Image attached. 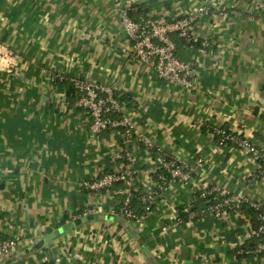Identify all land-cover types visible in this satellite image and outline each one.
Here are the masks:
<instances>
[{"label": "crops", "instance_id": "crops-1", "mask_svg": "<svg viewBox=\"0 0 264 264\" xmlns=\"http://www.w3.org/2000/svg\"><path fill=\"white\" fill-rule=\"evenodd\" d=\"M256 1L264 0H0V44L17 55L12 74L0 71V237L18 238L0 264H264L263 251L237 250L264 241L240 238L254 221L247 206L222 220L183 213L204 186L215 189L208 199L242 190L264 205V165L232 142L219 145L213 129L264 149V18ZM200 5L207 12L194 31L207 45L180 49L193 62L195 87L169 83L122 51L123 9L169 20ZM58 74L110 86L152 140L150 151L128 145L132 183L81 185L119 168L110 157L123 138L119 129L93 134L76 90ZM158 156L181 159L188 180L167 179L139 220L125 218L117 205L132 191L150 193L146 175ZM91 213L97 217L45 238Z\"/></svg>", "mask_w": 264, "mask_h": 264}, {"label": "built area", "instance_id": "built-area-1", "mask_svg": "<svg viewBox=\"0 0 264 264\" xmlns=\"http://www.w3.org/2000/svg\"><path fill=\"white\" fill-rule=\"evenodd\" d=\"M255 8L262 12L264 18V1H256ZM207 12L206 5H200L196 9L189 11L184 16L174 17L172 19H163L157 17H148L143 24L133 20L127 12V9L121 11V23L124 27L128 43L122 46V51L139 62L153 68L164 80L182 88H193L194 66L190 60H182L176 55V45L172 39V34L176 33L190 43H199L206 46L207 42L199 41L194 26L200 15ZM17 55L10 49L0 44V71L6 74H12L17 64ZM59 80H67L76 90L77 96L75 105L82 108L90 117V131L93 134L103 131L119 129L122 135V147L119 151L113 152L110 157L111 162L120 163L119 168L94 174L89 180L83 181L82 186L99 191L109 189L116 182L133 181L134 157L130 152L128 145L136 140L141 143L144 149L150 151L154 149L152 140L146 136H141L137 130L136 124L131 116L125 114L123 104L118 100L110 86L98 83L91 79L81 78L79 76L66 77L58 74ZM217 134V143L222 145L226 142H232L237 149L245 154L254 157L261 165H264V149L260 148L254 141L240 136L238 133L227 131L224 128L213 127ZM127 169H125V168ZM159 170H164L168 177L160 176ZM153 175H158V180H153ZM189 172L185 171L184 163L178 158H166L158 156L150 173L146 175L145 186L149 188L150 193L142 197V201H150L164 187L168 180L179 179L187 181ZM155 178V176H154ZM214 188L201 187L196 195L183 205L184 217L209 216L215 219H225L230 210L239 212L243 206H247L255 213L254 221H247V229L240 237L243 242L254 239L260 240L264 236V205L252 200L245 192L238 190L236 192H225L220 198L208 199L213 195ZM131 194H128L121 209V214L131 220H139L149 208L137 214L128 208V202ZM198 199H207V203L200 209L189 210L190 206ZM183 219L176 215L177 222ZM18 238L5 239L0 237V256L7 254L17 243ZM239 253L264 252V241H261L256 249L239 247Z\"/></svg>", "mask_w": 264, "mask_h": 264}, {"label": "trees", "instance_id": "trees-1", "mask_svg": "<svg viewBox=\"0 0 264 264\" xmlns=\"http://www.w3.org/2000/svg\"><path fill=\"white\" fill-rule=\"evenodd\" d=\"M146 11V9H145ZM143 9H138V10H132V9H127L128 15L130 17L133 18V20H135L138 23L143 24L144 20L147 19L145 17V12ZM172 39L176 45V55L178 58L182 59V60H187L184 59L182 55L181 50H184L187 52L190 46H198V43H190L187 42L186 40H184L183 38L179 37L176 33L172 34ZM164 172V174H163ZM159 173L163 174L165 177H168V174L164 171V170H159ZM162 175V176H163ZM156 177V176H155ZM119 182H116L115 184H118ZM114 185V184H113ZM142 197H143V191H141L140 189L136 190V191H132L130 198H129V202H128V208L131 209L133 212L137 213V214H141L145 211V207L147 206L149 208L151 203H144L142 201ZM123 201L124 199L119 203V205H117L116 209L119 210L122 209L123 207ZM250 214H253V218L255 216V213L250 209ZM261 239H264V236H262Z\"/></svg>", "mask_w": 264, "mask_h": 264}, {"label": "water", "instance_id": "water-1", "mask_svg": "<svg viewBox=\"0 0 264 264\" xmlns=\"http://www.w3.org/2000/svg\"><path fill=\"white\" fill-rule=\"evenodd\" d=\"M95 217H97V214H86L80 218L75 219L73 222L71 223H65L64 225L60 226L59 228L55 229L54 231L50 232L47 236H45V238H52L55 235L67 230L68 228H70L71 226H74L75 224H79L81 222H85L87 220H92Z\"/></svg>", "mask_w": 264, "mask_h": 264}]
</instances>
